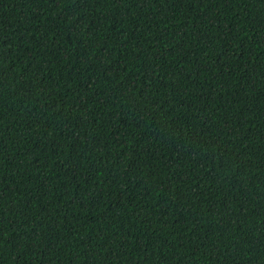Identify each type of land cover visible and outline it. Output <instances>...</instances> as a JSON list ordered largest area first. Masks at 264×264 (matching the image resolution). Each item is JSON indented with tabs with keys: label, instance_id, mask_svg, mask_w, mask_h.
<instances>
[{
	"label": "trees",
	"instance_id": "obj_1",
	"mask_svg": "<svg viewBox=\"0 0 264 264\" xmlns=\"http://www.w3.org/2000/svg\"><path fill=\"white\" fill-rule=\"evenodd\" d=\"M0 264H264V0H0Z\"/></svg>",
	"mask_w": 264,
	"mask_h": 264
}]
</instances>
